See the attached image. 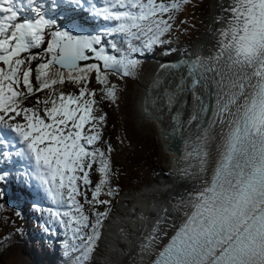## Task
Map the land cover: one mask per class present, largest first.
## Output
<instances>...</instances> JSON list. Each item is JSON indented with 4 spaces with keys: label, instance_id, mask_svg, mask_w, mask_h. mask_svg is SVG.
<instances>
[{
    "label": "snow or ice",
    "instance_id": "obj_1",
    "mask_svg": "<svg viewBox=\"0 0 264 264\" xmlns=\"http://www.w3.org/2000/svg\"><path fill=\"white\" fill-rule=\"evenodd\" d=\"M69 2L82 6L85 0ZM87 2L94 17L109 22L99 34L53 30L57 21L45 14L42 0H0V129L22 145L17 155L27 157L31 175L55 205L41 211L64 229V255L79 253L76 264L94 251L109 214L96 205L111 204L100 199L111 169L96 146L106 114L90 79L94 74L105 86L101 99L115 103L117 86H108L109 74L132 76L140 65L133 54L167 43L162 37L190 0ZM222 11L228 15L219 17L214 55L161 65H186L193 88L201 85L211 103L193 92L198 107L187 124L195 122L196 131L185 141L182 159L194 163L180 174L197 186L162 209L144 238L142 264H264V0H229ZM113 34L112 41L103 39ZM66 82L78 92L58 87ZM175 100L176 93L168 95L169 108ZM179 115L173 117L177 130L183 128ZM11 142L0 132V146ZM11 155L0 152V158ZM93 171L100 179L89 198ZM7 175L0 172V181ZM105 194L115 190L109 186Z\"/></svg>",
    "mask_w": 264,
    "mask_h": 264
},
{
    "label": "rangeland",
    "instance_id": "obj_2",
    "mask_svg": "<svg viewBox=\"0 0 264 264\" xmlns=\"http://www.w3.org/2000/svg\"><path fill=\"white\" fill-rule=\"evenodd\" d=\"M213 1L216 6L215 0H191L190 3L183 5L182 10L178 13L176 12L175 19L171 21L173 24L172 30L162 37V39L167 41V45L165 43L159 44L151 50L133 54V57L140 61V65L134 70L132 76L122 77L118 73L109 74L108 86L112 84L117 86L118 98L115 103L108 99H101V97L104 96L101 89L105 86L96 82L94 74L90 79L89 86L97 91L96 99L99 101V108L102 110V113L106 114V122L102 126V140L97 142L96 146L102 151L108 150L109 147L111 148L109 152L111 169L109 181L112 180L115 187L128 188L124 191L125 199L121 200L119 203V206L122 208L132 210L125 201L126 199L134 198V193L129 191L130 188H137L140 184L142 185L138 189L143 186L153 185L156 180L161 179L163 175L169 172L168 166L171 162V154L162 142L156 123L154 121H148L142 116L143 113L139 101L137 100L139 92L144 91L141 85V79L144 78L145 73L149 72L151 67L154 66L153 63L150 64L151 61L161 60V50H163L164 55L171 52L169 56L173 58L174 54H180L181 52L186 53L191 49L196 39L201 35L200 32L203 27L209 22L212 13L213 15L215 14ZM93 2L96 3L97 6H102L100 0H98V2ZM83 5L86 10L90 8L89 3ZM86 15L89 17L90 21L94 18L95 23L99 21V17H94L91 12H87ZM57 16H52V18L57 21V25L53 26V30H55L56 27L65 29L62 26L63 21L67 23L72 21L71 18L61 20V18L59 19ZM101 20L103 24L99 26L100 28L109 26V22L104 21L102 17ZM189 21L193 22V24L189 23ZM92 26H95V24ZM181 27H184V29L180 30L179 28ZM187 28H189V31H186ZM72 32L79 35L77 31ZM47 38L48 37H46V40ZM200 43L201 40L199 44ZM44 46H46V44ZM156 54L159 55L156 56ZM92 62L96 61H89V63ZM142 69L141 79H138V75ZM58 87L63 88L67 92H78V86L71 82H66L64 85H59ZM147 92L150 95L151 89ZM32 103H35V101L33 100ZM11 172L13 175L15 174L14 171ZM90 178L93 184L89 188V197L91 188H94L95 183L98 182L95 171L90 173ZM4 180L0 181V193H2V195H0V237H8L9 232L13 231L22 236L23 239L15 244V247H11L0 253V264L52 263L53 259L49 256L52 250L51 240L56 241L55 243L59 242L63 244L64 240L68 238L64 235V229L57 222H49L50 217L48 213L46 211H41V209L55 207V205L47 195L46 203L37 204L32 201L28 208H26L29 212V216L25 217L22 207H16L17 201L14 203L7 201L8 198L4 189H7L8 186ZM133 180L137 181L131 183L130 181ZM16 181H18V179ZM109 186V183L105 186V192L101 194L100 199L108 200L109 196L105 193ZM13 188L16 189L15 186ZM139 191L140 190L137 192ZM41 195L45 196V194ZM6 201L7 203L5 204ZM34 205L36 207H34ZM131 207H133V205ZM85 209L86 211L88 210L86 205ZM117 214L118 212L116 215ZM113 217H115V215H111L106 220L107 223L113 221ZM107 223H104V231ZM35 233L39 234L41 240L35 237ZM97 250L98 251L90 258L91 263L89 264H94L96 260L100 261L98 262L99 264L104 260V257H97V255L99 254V250H101L102 253L104 251V256L106 255L105 245H99Z\"/></svg>",
    "mask_w": 264,
    "mask_h": 264
},
{
    "label": "bare ground",
    "instance_id": "obj_3",
    "mask_svg": "<svg viewBox=\"0 0 264 264\" xmlns=\"http://www.w3.org/2000/svg\"><path fill=\"white\" fill-rule=\"evenodd\" d=\"M215 3L216 6L213 1L215 14L213 15L212 13L209 22L203 27L200 32L201 35L196 39L191 49L186 53L181 52L177 55L180 57L174 58L171 61H157L158 63H156L155 66H152L149 72L145 73L144 78L146 79L144 82V91L139 92L137 99L141 108L144 105L146 107L148 101H150L154 95L159 94L160 86L163 85L167 79L174 76L183 78L187 74L186 65H181L175 69H162V64H178L183 58H186L187 56H196L200 51H204L210 48L213 43L218 42V30L222 27L219 17L228 15L226 11H222V8H227L229 0H215ZM200 40L201 43L199 44ZM191 59L192 58H189L188 60ZM150 79L152 81H150ZM170 86L171 85H169V87ZM149 89H151L150 95L147 92ZM142 116L148 121H153L148 115L142 114ZM173 174L174 171L170 169L167 174L161 177V179L156 180L151 186L141 188L140 191L133 196L134 198L130 199L131 202H135L133 207L130 206L131 209H134L133 213L130 214V223L127 222L125 217H121L120 212L113 217V221L108 223L107 221L104 222L107 223L105 231L109 232V234L104 233L103 242L106 244V255L103 263L99 264H131L136 257L141 260V247H136L135 243L140 241V235L146 232V220L148 218H153L149 214L150 208L157 211L156 216H161L163 215L162 209L164 208V205H166L165 207L168 206V196L171 191L170 183L172 182ZM4 181L8 187L11 186L10 179L5 178ZM191 188H194V186H191ZM169 230L170 228L168 231ZM131 243H133L132 246ZM128 252H131L130 258L123 261V263H120L124 255Z\"/></svg>",
    "mask_w": 264,
    "mask_h": 264
},
{
    "label": "trees",
    "instance_id": "obj_4",
    "mask_svg": "<svg viewBox=\"0 0 264 264\" xmlns=\"http://www.w3.org/2000/svg\"><path fill=\"white\" fill-rule=\"evenodd\" d=\"M184 19L186 20L185 17H184ZM181 29H184V28H181ZM187 31H189V28H187ZM97 167H98V165H97ZM136 181L137 180H133V181H130V182L131 183H135ZM22 239H23L22 236H20L19 234H17L16 232H13V231L9 232V236L8 237H0V253L8 250L11 247H15V244L20 242ZM53 249H54L53 252L50 253L51 257L55 258L54 259L55 262L56 261H61L60 260L62 258V248H61V246L56 245V246L53 247ZM64 261L65 260H63V262Z\"/></svg>",
    "mask_w": 264,
    "mask_h": 264
},
{
    "label": "water",
    "instance_id": "obj_5",
    "mask_svg": "<svg viewBox=\"0 0 264 264\" xmlns=\"http://www.w3.org/2000/svg\"><path fill=\"white\" fill-rule=\"evenodd\" d=\"M173 146H174V147H177V145H175V144H174Z\"/></svg>",
    "mask_w": 264,
    "mask_h": 264
}]
</instances>
